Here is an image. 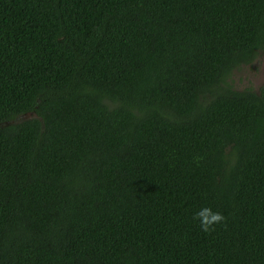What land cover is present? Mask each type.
<instances>
[{
  "label": "trees",
  "instance_id": "obj_1",
  "mask_svg": "<svg viewBox=\"0 0 264 264\" xmlns=\"http://www.w3.org/2000/svg\"><path fill=\"white\" fill-rule=\"evenodd\" d=\"M263 49L264 0H0V264H264Z\"/></svg>",
  "mask_w": 264,
  "mask_h": 264
},
{
  "label": "rangeland",
  "instance_id": "obj_2",
  "mask_svg": "<svg viewBox=\"0 0 264 264\" xmlns=\"http://www.w3.org/2000/svg\"><path fill=\"white\" fill-rule=\"evenodd\" d=\"M232 79L239 88H257L264 84V49L252 61L234 69Z\"/></svg>",
  "mask_w": 264,
  "mask_h": 264
},
{
  "label": "clouds",
  "instance_id": "obj_3",
  "mask_svg": "<svg viewBox=\"0 0 264 264\" xmlns=\"http://www.w3.org/2000/svg\"><path fill=\"white\" fill-rule=\"evenodd\" d=\"M192 218L199 222L200 230L205 233L211 231L215 225L224 220V216L221 212L207 205H203L195 210Z\"/></svg>",
  "mask_w": 264,
  "mask_h": 264
},
{
  "label": "water",
  "instance_id": "obj_4",
  "mask_svg": "<svg viewBox=\"0 0 264 264\" xmlns=\"http://www.w3.org/2000/svg\"><path fill=\"white\" fill-rule=\"evenodd\" d=\"M22 120V119H21Z\"/></svg>",
  "mask_w": 264,
  "mask_h": 264
}]
</instances>
